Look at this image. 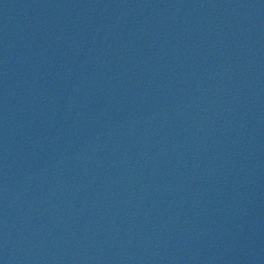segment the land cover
I'll return each instance as SVG.
<instances>
[{"label": "water", "instance_id": "95a60500", "mask_svg": "<svg viewBox=\"0 0 264 264\" xmlns=\"http://www.w3.org/2000/svg\"><path fill=\"white\" fill-rule=\"evenodd\" d=\"M0 264H264V0H0Z\"/></svg>", "mask_w": 264, "mask_h": 264}]
</instances>
